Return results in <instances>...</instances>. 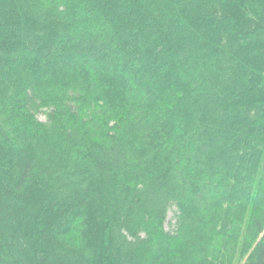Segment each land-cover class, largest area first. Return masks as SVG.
I'll return each instance as SVG.
<instances>
[{
	"label": "trees",
	"instance_id": "1",
	"mask_svg": "<svg viewBox=\"0 0 264 264\" xmlns=\"http://www.w3.org/2000/svg\"><path fill=\"white\" fill-rule=\"evenodd\" d=\"M0 264H264V0H0Z\"/></svg>",
	"mask_w": 264,
	"mask_h": 264
},
{
	"label": "rangeland",
	"instance_id": "2",
	"mask_svg": "<svg viewBox=\"0 0 264 264\" xmlns=\"http://www.w3.org/2000/svg\"><path fill=\"white\" fill-rule=\"evenodd\" d=\"M173 217V212L170 213V220L172 219Z\"/></svg>",
	"mask_w": 264,
	"mask_h": 264
}]
</instances>
